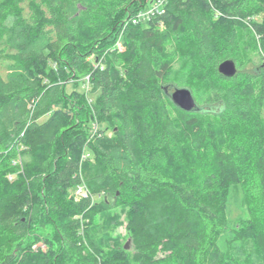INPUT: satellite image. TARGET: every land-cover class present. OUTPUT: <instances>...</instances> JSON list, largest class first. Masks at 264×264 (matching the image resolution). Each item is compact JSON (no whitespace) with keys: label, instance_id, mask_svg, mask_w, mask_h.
I'll return each mask as SVG.
<instances>
[{"label":"trees","instance_id":"obj_1","mask_svg":"<svg viewBox=\"0 0 264 264\" xmlns=\"http://www.w3.org/2000/svg\"><path fill=\"white\" fill-rule=\"evenodd\" d=\"M153 1L0 0V264H264V0Z\"/></svg>","mask_w":264,"mask_h":264},{"label":"water","instance_id":"obj_2","mask_svg":"<svg viewBox=\"0 0 264 264\" xmlns=\"http://www.w3.org/2000/svg\"><path fill=\"white\" fill-rule=\"evenodd\" d=\"M218 72L225 77H232L236 73V65L233 61L226 60L219 65ZM171 100L178 108L184 111H191L196 108L192 93L186 88L174 89L171 93Z\"/></svg>","mask_w":264,"mask_h":264},{"label":"built area","instance_id":"obj_3","mask_svg":"<svg viewBox=\"0 0 264 264\" xmlns=\"http://www.w3.org/2000/svg\"><path fill=\"white\" fill-rule=\"evenodd\" d=\"M164 3H165V0H154L148 8L136 14V16L132 19V23L138 24L141 22L149 21L152 17L161 14L163 12L162 8H163ZM116 49L119 51L123 50L122 44L120 41L116 43ZM73 196L75 200L88 199L89 193L84 185H79L74 191Z\"/></svg>","mask_w":264,"mask_h":264},{"label":"rangeland","instance_id":"obj_4","mask_svg":"<svg viewBox=\"0 0 264 264\" xmlns=\"http://www.w3.org/2000/svg\"><path fill=\"white\" fill-rule=\"evenodd\" d=\"M70 196L72 197L73 196V191L71 192L70 191ZM235 218V216L233 217V219ZM116 234H119L120 236L123 237V243L127 244L128 243V240H127V237H126V232H125V229L124 227H119L116 229ZM39 247L41 250L45 251L47 249V247L45 246V244L43 242L41 243H38L36 245V247H33V249L35 250V248Z\"/></svg>","mask_w":264,"mask_h":264}]
</instances>
